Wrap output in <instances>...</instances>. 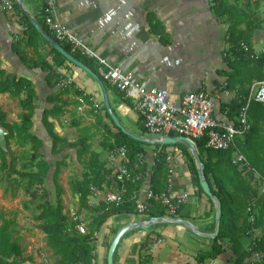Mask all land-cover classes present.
I'll list each match as a JSON object with an SVG mask.
<instances>
[{"label":"crops","instance_id":"1","mask_svg":"<svg viewBox=\"0 0 264 264\" xmlns=\"http://www.w3.org/2000/svg\"><path fill=\"white\" fill-rule=\"evenodd\" d=\"M15 1L14 13L6 12L0 2V71L4 74H15L32 82L37 95L33 117H38L40 122L44 110L65 103L64 113L50 121L54 125V131L68 142L77 139L79 129L82 127L94 126L92 131H97L95 117L92 114L94 109L87 105L83 112H78L77 96L73 93L72 87L66 92H61L59 96L51 98L52 95L59 93V89L56 85L47 84L45 78L47 72L40 67H27L14 52V42L24 37L26 29L24 30L23 27L27 26L28 22L31 23L33 19L42 27L40 0ZM251 10L255 12L256 19L264 20V2L251 4ZM149 12L162 23L169 37L167 44L161 41L157 33L151 31L147 19ZM57 13L60 22L76 37L89 44L99 56L124 71L132 72L137 80L146 83L147 86L165 90L169 102L173 105L179 104L184 93L203 90L213 97V116L217 120L232 122L221 109V104L231 100L235 93L222 89L221 83L224 77L217 72L227 69L222 59V51L228 47L224 39L226 24L221 18L213 16L210 0H57ZM35 44L36 49L23 47L27 57L32 61L47 58L50 44L40 35L35 38ZM251 45L255 51L264 49V23L253 31ZM57 72L70 77L75 87L82 89L100 105L97 113L103 116V122L114 131V127L101 110L102 95L96 82L86 72L68 61L62 68H58ZM105 90L113 112L130 133L149 140L159 139L156 135L143 132L137 112L133 106L130 107L124 102L119 92L109 86L105 87ZM34 127L33 123L32 128ZM38 128L40 133H32L49 147L50 139L42 129L41 123ZM101 131L96 132L97 135L92 139L91 144L99 160L111 170V178L119 160H110L109 151L100 146ZM96 138H100L99 145L94 144ZM146 144L144 154L138 157L140 164L146 165L147 169L139 198L149 187L155 152L164 145L156 146L157 143L151 142ZM162 149L167 153L171 170L169 193L174 196L182 193L188 195L187 201L176 217L188 222L190 227L163 221L148 229H134L119 242L113 264H140L139 245L148 233H151L149 264H196L194 259L196 252L208 250L210 247V235L214 231L213 224H215L214 202H210L205 195L195 194L191 174L182 158L180 148L175 144H168ZM65 150L64 154L71 155L73 151L75 152L71 148ZM253 180L257 182V179ZM110 186L104 185L103 190L94 189V198L93 195L89 198V208H95L102 202L103 192ZM70 197L77 202V196H73L71 190ZM77 208L78 203L76 211ZM64 210L67 212L65 203ZM80 214L87 222L89 221L90 212L87 209H83ZM147 215L148 213L144 212L120 214L108 218L96 233V264H106L108 247L119 229L130 223L150 219ZM162 218L172 219L165 211ZM249 240L243 238L242 242L246 246ZM232 256L231 250L227 249L209 264H231ZM34 260L32 259V263L38 264Z\"/></svg>","mask_w":264,"mask_h":264},{"label":"trees","instance_id":"2","mask_svg":"<svg viewBox=\"0 0 264 264\" xmlns=\"http://www.w3.org/2000/svg\"><path fill=\"white\" fill-rule=\"evenodd\" d=\"M240 3V5H239ZM256 3L251 0H210V10L214 17L221 18L226 24L228 38L225 42L227 49L222 51V59L227 69L217 71L224 77L221 83L222 89L234 91L235 96L227 103L221 104V109L226 113L232 122H235L242 106L245 105L249 93V86L254 81L264 80V54L263 49L257 52V58H249L246 53L240 50L239 44L244 41L249 46V52H255L251 45V36L264 20H255V12H251V4ZM241 6V7H240ZM246 6L249 14L242 9ZM258 7L256 6V10ZM248 14V15H247ZM151 31L157 33L163 43L169 42L162 23L157 17L149 12L147 15ZM45 32L53 36L43 24ZM242 26V27H241ZM24 37L18 38L13 45L14 52L20 57L21 62L29 68L40 67L47 72L46 82L49 86L56 85V82L64 76L57 72L62 68L67 60L50 47L49 56L40 58L38 61L29 59L23 51V47L36 49L35 38L39 35L30 22L27 23ZM54 39V38H53ZM225 39V37H224ZM62 47L69 52V47L58 41ZM72 55L88 66L96 75L97 71L94 63L80 56L77 53ZM105 87L108 85L103 82ZM76 96H83L85 92L74 85L71 86ZM60 91L51 96L57 97ZM0 94H8L9 98L16 102L20 109L17 122L7 123L6 115L0 109V126L4 127L6 133V145L9 147L13 142L17 147H24L30 143V162L37 171L28 174V182L34 187L30 193V199L37 203L31 210L32 217L38 222V228L44 234V243L50 251V264H96V237L94 234L99 232L104 222L120 214H137L136 197L139 194L144 176L146 174V165L140 164L139 156L144 154L146 143L133 140L123 134L113 123L108 115L103 102L101 110L109 123L114 127L112 131L109 126L103 122V116L99 115L98 108L94 109L95 126L97 131H92V127H82L79 129L78 137L73 142L60 137L54 131V125L50 119H56L63 113V105L53 106L51 109L44 110L41 115V127L46 136L50 139L49 150L52 155H57L65 148L75 150L76 160L80 168L84 169L80 178H72L69 187L73 196H77V213L80 214L83 209H87L89 221L87 223V234H79L69 219L68 212L64 210L63 194L64 189L59 183L61 168L66 167V162L62 159L56 161L52 166L51 185L54 195L45 187V177L51 169L48 160L45 158L44 141L31 132L33 125V115L36 109V92L32 82L29 79L18 77L15 74H4L0 71ZM120 94V93H119ZM90 98L89 95H86ZM121 98L128 106H132L128 99ZM87 102L89 103L88 99ZM78 103V102H77ZM99 112V111H98ZM248 120L250 130L241 138L236 139V145L239 151L246 157L249 164L264 179V104L251 101L248 106ZM139 124L143 132H146L142 126L141 119ZM99 130H102V139L100 146L107 151H112L116 147L124 146L127 149L129 162L127 166L132 172L140 173V180L134 184H129L125 200L118 206H110L106 209L103 202H100L95 208H89L88 202L92 195V189L103 190L104 185L109 187L113 176L110 178L111 170L105 167V163L99 160V156L94 152L91 141L96 137ZM206 138H201L195 142L198 155L203 163V175L209 184L213 195L217 196L221 202V220L220 229L217 236L210 241L208 250L197 251L194 259L196 264H209L224 253L227 249L231 250L233 256L230 259L231 264H249L250 253L247 248L251 245V230L260 231V237L255 241L253 249L261 253V263L264 264V192L261 190L260 182H254V178L238 166L231 162L233 150L214 151L205 147ZM156 146H159L158 144ZM167 145H161V149L155 152L153 164L151 166L149 189L159 194L166 192L169 186V177L171 170L167 160V153L162 148ZM175 146L181 150L182 158L187 164L191 174L192 186L195 194L205 195L200 187L197 173V166L189 149L182 143ZM0 157L5 170H10L13 165L7 167L4 152L0 149ZM27 166V165H23ZM141 169V170H140ZM206 196V195H205ZM210 202L212 200L208 198ZM252 207L253 223L249 222V213L247 207ZM183 205L180 207V209ZM179 209V210H180ZM176 213V216L179 212ZM164 207L158 202L153 201L145 210L148 217H162ZM15 216L3 218L0 224V264H25L32 263L30 257H24V247L19 239L13 236V226H15ZM214 226V224H213ZM148 233L139 245V263L148 264L150 255L148 254L151 242ZM243 238H249L245 246ZM116 250L114 253V257ZM38 264H46L40 262Z\"/></svg>","mask_w":264,"mask_h":264},{"label":"built area","instance_id":"3","mask_svg":"<svg viewBox=\"0 0 264 264\" xmlns=\"http://www.w3.org/2000/svg\"><path fill=\"white\" fill-rule=\"evenodd\" d=\"M253 2H264V0H251ZM4 10L8 13L16 11L15 0H0ZM41 17L43 24L47 27L53 38L69 47V53H77L80 56L91 60L96 68L97 76L102 82L122 94L124 99H128L138 117L141 119L142 126L146 133L156 135L159 139L163 137L182 136L189 140L194 147L195 142L201 138H206L205 147L214 151L233 150L231 162L238 166L242 171L257 179L260 182L261 190L264 192V179L249 164L246 157L237 149L236 139L241 138L250 130L248 120V106L251 101L264 104V80L254 81L249 86L247 101L241 107L235 122L217 120L213 116L214 100L213 97L203 90L184 93L179 104L173 105L168 100L167 92L163 89L147 86L146 83L137 80L130 71H124L120 67L111 64L103 57L99 56L93 48L76 37L65 25H63L57 13V0H40ZM26 29V26L23 27ZM25 32V31H24ZM225 40L228 38L225 29ZM249 58H257V52H249V46L241 41L239 44ZM228 48V47H227ZM264 54V49L262 50ZM73 85L72 79L63 76L56 82V87L60 91L70 89ZM87 94L77 96L78 112H83L89 105L92 109L98 108V104ZM87 99L89 103L87 102ZM110 160H119V164L113 175L109 189L103 192L102 202L108 209L110 206H118L125 200L128 185L140 180L139 173L132 172L127 166L129 159L127 149L124 146L116 147L109 151ZM97 192V191H96ZM94 198V189H92ZM136 197V213L142 214L153 202H158L164 207L165 212L170 218L176 217L177 211L187 201V193L172 195L168 188L166 192L154 193L146 188L141 198ZM249 222L253 223L252 207H247ZM69 219L73 223V228L82 235L87 234V221L78 214L76 210L69 209ZM251 245L247 248L250 253L249 264H262L261 253L253 249L255 241L261 236L257 230H251ZM96 233L94 237H96ZM149 264V263H148Z\"/></svg>","mask_w":264,"mask_h":264},{"label":"rangeland","instance_id":"4","mask_svg":"<svg viewBox=\"0 0 264 264\" xmlns=\"http://www.w3.org/2000/svg\"><path fill=\"white\" fill-rule=\"evenodd\" d=\"M230 1L234 3V0ZM242 9L249 14L250 10L246 6H242ZM0 109L5 113L7 123L19 121L18 114L20 110L16 102L8 95H0ZM33 123L35 127L32 128L31 132L40 133L38 128L40 119L34 116ZM0 128L5 129L1 126ZM99 141L100 138L94 139V144L99 145ZM30 146L31 144L28 143L24 147H17L13 142L10 143L9 147L6 145L7 153L3 152L7 167L13 165L10 170H5L0 157V224L3 218H11L14 215L16 224L13 226V236L19 239L24 247V257L35 259L36 263L50 264L52 259L50 258V251L44 243V234L38 228V222L33 219L31 212L37 203L30 199V193L34 191V187L28 182V174L36 172L37 169L33 165H29ZM65 149L57 155H52L49 148L45 146V152L43 150V153L51 167L45 177V187L51 191V194L53 193L54 188L51 185L52 166L61 159L65 161L66 167L61 168L59 183L64 189L63 202L65 203V209L69 212L71 208L75 210L77 205V202H74L70 197L69 182L72 178H80L84 169L79 167L75 152L73 151L71 155L64 154ZM25 264L29 263L26 261Z\"/></svg>","mask_w":264,"mask_h":264},{"label":"water","instance_id":"5","mask_svg":"<svg viewBox=\"0 0 264 264\" xmlns=\"http://www.w3.org/2000/svg\"><path fill=\"white\" fill-rule=\"evenodd\" d=\"M31 24L34 27V29L38 32V34L45 41H47L53 49H55L58 53H60L68 62L72 63L73 65L79 67L84 72H86L96 82V84L98 85V87L100 89V92L102 95L103 105H104L108 115L112 119L115 126L123 134H125L127 137H129L133 140L140 141L143 143L151 142V143L164 144V145L182 143L189 149V151H190V153L194 159L195 165L197 166V173H198L200 187H201L203 193L208 198L212 199V201L214 202V205H215L214 231H213L212 235H210L211 239L215 238L217 236V234L219 233V229H220L221 202L217 196L212 194L210 187H209V184L206 181V179L204 178L203 163L200 160V157L198 155V151H197L196 147H194V145L189 140H187L186 138H184L182 136H179L176 138L167 136V137H163L162 139L149 140V139H145V138H142V137H139L137 135L130 133L120 123L117 116L113 112L112 107L110 106V103L108 100V96H107L104 84L101 81V79L88 66H86L84 63H82L81 61L76 59L72 54L67 52L62 47V45H60L55 39H53L50 35H48L35 20L32 19ZM6 133H7V131L5 129L0 128V148L2 149V151H5V153H7V150H6ZM163 221L171 222V223H178V224H182V225H185L187 227H190L188 222H186L185 220L179 219L177 217H173L172 219H169V220L166 218H162V217H152L146 221H140V222H134V223L127 224L124 227H122L121 229H119L117 231V233L114 235L113 239L111 240L110 245H109L108 250H107V253H106V259H105L106 264H113L115 250H116L119 242L121 241V239L128 232H130L134 229H148V228L152 227L153 225H155L156 223L163 222Z\"/></svg>","mask_w":264,"mask_h":264}]
</instances>
